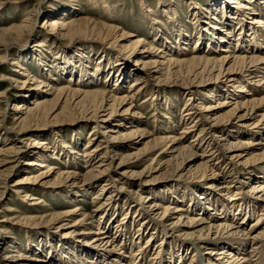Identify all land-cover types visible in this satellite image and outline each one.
Here are the masks:
<instances>
[{
	"label": "rangeland",
	"instance_id": "1",
	"mask_svg": "<svg viewBox=\"0 0 264 264\" xmlns=\"http://www.w3.org/2000/svg\"><path fill=\"white\" fill-rule=\"evenodd\" d=\"M70 1L71 0H0V33H2V30H7L8 28L11 29L17 26L20 28V34L13 42L14 44H10L9 46L11 50L10 55L5 59L4 63L0 65V75H5L3 79L7 78L6 81H0V92L4 91V94L6 92L5 99H0V148L8 149V147H20L16 159H10V161L8 162L4 161L6 160L4 155L0 154V219L7 218L4 217L3 215L5 214L2 213L3 209L6 208V206L12 207L15 211H21L20 213L22 214L24 211L26 212V209L28 207L32 208L27 204L31 201L26 202L27 205L23 203V193L15 194L14 185L17 180L21 181L20 185H24L27 188H33L36 191L34 192L36 197L43 201L40 206L37 205L39 209L36 210V215L41 214L44 217L46 215H51L58 212H66L75 208L80 209L74 213H71L65 219H62L58 222L45 221L29 225L15 224L10 227L9 231L11 233L10 235L8 234L7 239L2 233L4 232L3 229H6L7 226L5 224L1 225V223L0 230L2 232L0 233V245H2L5 250H0V264H5L6 262V260H1L2 255L5 253L10 254V251H12V248H10L8 246L9 244L7 243L8 240L11 239H14V241L19 244L21 250H19L21 252L20 254H23V256H29L33 254L28 249V242L26 241L27 236L31 237L32 244L36 249L42 244L48 245V243H46V239H48V237L52 238L51 243L53 245L50 246L51 250H49V252L53 253L52 258L54 264H66V260H62V251L63 248L68 246H61L60 243H58L56 237L70 240L75 245L84 244L85 247H92L94 241H96L97 243L101 242L98 240L99 236L87 234L89 230L93 229L92 226L94 227L93 232H99L100 230H95L97 228H105V230H107L108 232L113 233L116 223L121 222L120 220H123L124 217L125 220H128V224L126 226V231H128V240L126 242V249H124L121 256L122 258L123 256L128 257L124 264H133V253L129 254L130 247L128 245L136 243L138 245H142V248L147 246V248L151 251V254L155 249L154 244L151 245L150 243L152 242V240L149 239L151 232H149L148 230H144L142 232L138 231V233H136L138 225L134 219V212L135 210L141 211L140 207H143L145 211L149 212V207L146 208L148 196L151 197V202L153 201V197L155 203L157 201H162L159 203L157 202L158 204H160V208H165L168 206H173L175 208V206L179 205L180 208L186 210L188 215L198 219L201 218V215L199 214L200 212L197 210L194 211L195 208H192V206L190 205L192 204L191 200H189L191 190L195 189V193L198 196H202L205 198V195H207V193H204L203 195L202 191L203 189L206 190L205 187H207V183L212 184L213 182H215L217 184L215 186H219L226 180H231L230 176L233 175L231 177L236 178L233 185L235 186V188L240 187V190H238L237 192L240 193V195L238 194L237 198H240L241 196L252 198L250 190L252 184L256 183L254 178L260 175L261 169H264V158H261L259 160L256 159L253 162H250L244 169L241 163L244 162V160L247 158L241 159L240 161L231 160L227 159L226 154L223 155V157L221 156L219 158L217 157L219 154L217 153L218 151L215 152L216 149H212V152L214 151L212 157L216 160H213L212 162H209L207 164L209 167L205 169L206 177L204 178L199 177L193 173H187L185 171L174 172L173 175H169L168 177H166L168 178L167 180L162 178L160 175L155 174L152 176L154 178L147 177L146 173H144V169L149 163L151 157L156 156L155 159H157V157L160 156L157 159L160 162H164L169 159L168 151L158 145L145 151L143 154L145 155L144 160H142L141 162L133 163L136 166L130 164L131 162L120 163V156L122 154H132L138 150L140 151L146 144L150 145L151 141L156 140L159 137H165L164 139L174 137L180 139V142L183 141L182 143L187 144V142L197 140L204 135V133H200L201 125L192 127L190 121L187 122L181 118V115H183L182 109L184 108L187 98L190 97V94L187 92L188 90L186 88V85L182 83L179 77H175L172 74H170L169 79H167L164 76L165 73L163 72L157 75L151 74L148 78L145 79L142 86H145L146 89L144 88L145 90L141 92L137 100H128L127 98H124V102L117 108L116 114L108 116V110L102 113L107 116L102 117V119L107 120V122H100L102 119H97V124L99 123V126H101L102 128L108 127V129L116 131L123 130L124 126L130 127L131 125H138V127L144 131V136L142 138L135 137L136 139L134 138V140H127L125 138L110 140L111 145L115 146L116 150H118L117 154L113 155V151L110 152L108 150L101 149L97 152H93L94 157L92 156L93 159L90 163H87V161L84 158H81L79 155L78 160H72L71 158L72 162H75L73 164L72 170L79 177H70L69 180L65 181L64 183H57V181L55 180L56 171L66 167L68 160L71 162V160L68 159L69 154H66V156L64 155L62 157H60L59 155V157L62 159L59 162L49 160L51 168L54 169L47 174H41V169H38L37 167H30V164H28V162L31 160L32 154L37 151H41L40 148H46L45 146L39 147L35 145L34 143L36 142V140L47 139V142L49 144L48 148L56 147L57 145L61 148L64 145L68 147L67 150L71 149L72 151L74 150L73 148L76 144L75 147L77 148V155V153L79 152L80 154H83L82 152L86 150H93L96 144H100L99 148H101L104 137H112L115 135L111 132H105L107 134L104 135L101 134L103 129H99L96 125V122H91L89 120L90 116L80 112V110L78 109L73 108L72 105H69L67 110H62V105L53 107V109L49 111L44 120H40V122L36 124L32 123L26 130H23L19 133L16 131L17 129H11V127H15L13 124L17 121L16 119H18L19 117H25L23 113L27 111H24L26 106H28L30 109H34L36 107L35 105L32 106L33 104L30 100L34 97L33 94H36L37 98L50 101L51 104L57 93H55L54 90H66L64 89L65 86L71 87L70 89H68V91H72V88L78 87L81 89L80 91L99 90L100 92L105 93L106 96H111L110 94H113V92L111 91H113L114 89V79L109 83H107L106 81L96 82L92 86L85 85L86 87L84 85L74 86L75 83H70L69 78H66L67 76L61 77L57 75V77L59 76L58 81H49L47 75L49 71H51L49 70V66H51L50 64L52 61L61 57L60 53L72 52L68 55H64L63 57H72L71 60H75L76 57L73 56L75 54H79V52L76 50H79L81 48H89L91 50L93 49L92 54L95 55V58L104 55L108 57V60L110 62H113L116 66L118 65V63H120L124 67L132 69V71L137 74L145 71V68L141 65V63L143 60H148L147 57H151V60L156 61V64L159 63L160 70L163 71V69L167 67L168 58L161 59V56H163V52L158 53L157 51L159 50L169 51L167 52V54H172V57L182 60L184 58H190L191 55H197V57L205 56L208 59H215L223 56L221 55L222 52H220V49L224 47V44H222V47H218L219 43L216 45V43L220 40L214 39V41L210 42L212 44L211 46H213L210 49L206 46L207 40L210 39V36L215 38L220 36L219 30L221 29L226 30L232 28L231 31L228 30V33L231 32V34L227 35L229 37L228 39L230 43H232L230 44V49L233 51L237 50L239 47V43L245 41L247 36L249 37L251 33L255 32V35H257V39H260V37L258 38V36L264 35V26H262L260 30H257V28H255L257 25L254 24V20L259 18V16H251L252 18L250 20L249 18L247 19L246 14L243 17L244 20L242 21L244 24L245 33L242 32L241 34H239L238 30L240 26L238 24L230 23L235 22V20H232L229 14L227 15L228 18L225 20V18L223 17V13L217 11L219 3L224 0H193V3L196 4V7H199V9H201V19L198 23L199 25L194 24L193 13L191 12L194 5L190 0ZM259 1L260 7L258 12L261 13L264 12V0ZM189 3H192L193 6H189ZM240 3L244 4L245 1L240 0ZM166 4L172 5V12L169 7L167 8L169 13V16H167L166 14L167 17L163 13V7ZM212 6L217 12H214L215 10H211V12L208 13V11L206 10ZM49 15L51 16L50 19L58 17L57 15H65V20L67 22L72 21L74 23L80 22L82 17H86L85 21H90L92 26L96 25L97 28H95V31L93 32L77 31L66 38L63 36H59L58 34H53V32L49 30V25L45 24V20L49 19L47 18V16ZM210 16H216L217 20L210 21ZM168 17L172 20H170ZM102 25L116 26L118 30L114 35H107L102 33L99 34L98 30L101 31ZM216 26L219 30L215 29ZM22 30L23 32L21 33ZM211 32H214L215 34L212 35ZM129 36L131 37L128 38ZM44 38V43L46 44V46L41 49L37 48L39 41H42ZM178 38H180L181 41H178ZM231 38L232 40L238 38L239 39L237 42L233 43ZM250 38L251 36L249 37V39ZM3 39L4 37L0 35V47L2 46V43L4 41ZM134 39L142 40V51L139 53H136L134 49H131L129 46L131 40ZM195 40L198 41V43H195ZM246 41L247 42L243 43V45L245 44L244 46H250L248 48L255 46L254 41ZM184 42H186V44H182L180 46L181 49H186V51L180 50V46L178 45V43L181 44ZM156 49L159 50L156 51ZM263 53L264 49L261 51L262 56H264ZM19 54L22 56L20 57L21 63H23L24 68H26L27 70V73L30 74V76H35V78L37 77L36 79L38 80V82H43V85H40L38 88H33L34 84L31 83V79L29 77L26 78L22 76L23 70H20L19 68L17 69L15 68V66L13 67L11 65L12 62L16 59V56L18 57ZM224 55H229V53ZM38 58L42 59L41 61H43L44 64L46 63L45 66L42 67L38 65ZM93 63L94 62H92V65H89L90 67L88 70L91 71V73L96 77L99 73L93 70ZM76 66L78 68L75 67L74 69L78 74L83 67L79 64ZM108 68L109 63L102 65V71L105 72ZM149 69H151V67H149ZM260 69H264V65H262ZM15 70H17V72H14ZM149 72H151V70ZM260 72L262 73L260 76L263 77L264 70H260ZM51 73L55 75L54 72ZM151 73H153V71ZM115 77L116 76L114 74V78ZM137 77L139 76H136V78ZM133 80L134 77H131L128 83L132 82ZM220 80L222 79L217 78L216 80H214L216 81L214 83H216L217 88L222 86L221 83H219ZM9 82L10 86L12 87L6 89ZM45 84L54 86V90H49V87ZM231 85L233 86L232 83L228 84V86ZM124 87L125 88L121 89V92L118 93L119 95L117 96H120L118 98L127 95L126 91H128L129 89V84H126V86L124 85ZM195 87L200 88L201 86ZM254 88H256V90L253 89L254 91L252 90L251 94L253 92H257L258 90L264 93V82H261L258 87ZM197 93L198 92H194V102L193 100L190 102L192 103V107L190 108L195 109L196 105L199 108L201 105L200 103H202V105L206 107L209 105L214 106V113H217L219 110L223 109L218 107V101L214 100L212 102L207 99L205 100ZM240 96L245 99L246 95L241 94ZM259 96L262 97L264 95ZM227 98V96L222 98L220 97V100ZM248 98H250V96H248ZM217 99L219 98H216V100ZM21 100L25 108H23V110L21 111L11 110L12 104L18 103ZM200 110H202V112L205 111H203V109ZM262 110H264V104L262 106ZM129 121H134L135 124H127ZM253 122L254 121L249 119H244L241 121L236 118L229 117L227 120L217 123L216 125L225 126V129L232 133V137L230 138L236 139L238 137V134L233 132L241 130L242 127V129L246 131H250L248 129H253V134H256L251 136L253 142H255L257 139L264 141V125L261 126V128L259 127V125L252 126ZM239 123H242L246 128H243L242 125L241 127H239ZM117 124L119 125L117 126ZM120 125H122V127ZM227 126H231L232 128H227ZM187 128L188 130H186ZM214 132H218V130H215ZM89 137H92V139H90ZM209 137H211V133L207 134V139H209ZM29 138H31V141L29 140ZM88 138L91 140V144H88ZM184 138H186L187 140ZM125 145L128 146L126 148H119ZM211 148V146L207 148L206 146H203V143H201L200 148L196 149L195 152H197V154L199 155L201 154V152L205 151L204 156H207L212 153L210 151ZM46 151L48 156H52V149H46ZM249 151L251 155L260 154L264 151V147L260 145H252ZM224 157H226V159ZM100 160L106 161L104 162V166L102 168H99L98 165V162ZM154 161L157 162L156 160ZM92 166L94 167V170H92ZM84 177L88 178V180L92 183H95L97 186L96 188H104L103 194L106 196L108 195V192L116 191V193L118 194L117 198L119 202L122 204V201H125L128 205H130L128 214H126L125 208H123L122 210L121 206L123 204L119 205L118 209L112 208L110 212L106 211L109 215H106L107 213L103 214L104 210H96L98 209L97 207H99L103 202V199L98 198V200H96L94 199L95 191H87L85 184L81 183V180ZM249 178L251 181L249 180ZM135 183H140L145 190L138 191ZM172 187L176 188L170 190ZM181 187H185L188 190L185 192V196L187 197H182L183 189H181ZM70 191L77 193V197L71 198L68 194V192ZM152 191H154V193ZM149 193L151 195H149ZM169 193L171 194L169 195ZM171 195L175 197H178L179 195L177 199H180L183 202H181V204L175 202ZM211 195L212 196L209 197L213 198V200L211 201L209 198L210 201H203V207H207L209 203L212 206H216L217 208H219L221 206L219 201L221 199L220 195H215L216 197H213V194ZM128 199H130L131 202H127L126 200ZM191 210L192 213L194 211V214H191ZM234 210L236 209H233L231 217L236 218L238 217L236 216L238 211ZM257 211L258 212L256 215L246 221L245 224L247 228H250L252 225V220H254L257 215H260L259 210ZM80 212L85 213L86 217L84 219H86V221H81L83 217H81ZM158 212L160 213V211ZM32 214H34V212ZM153 217L154 216H152L151 218ZM163 222L162 224L164 225H158V227L156 228L157 230L155 231L157 233L153 234V237L157 239V244L160 243L159 238L168 241H175L178 245L182 244V242L185 241V237H183L182 233H180L178 230L173 229V223L176 222V219L170 218L164 220ZM97 225L99 226L97 227ZM263 225L264 222H262L261 226ZM257 229L258 228L254 230ZM139 233L141 234L140 236H142V239H139V237L138 239H136V236L139 235ZM250 233L254 232L252 231ZM177 237H180V239L177 240ZM43 239L45 240L43 241ZM93 239L97 240H94L92 242ZM186 241L189 244L188 246L190 247V249L194 250L192 251V253L195 252L198 256H201L203 254L204 248L202 249L201 247H199V245H201L202 243L199 242V236H197V234L190 235L189 237H187ZM191 244L193 247L190 246ZM6 246H8V248ZM164 248L165 252L162 255L164 261L175 260V264H180L182 260L183 262L181 264H188V262H191V251L189 252L191 253V255H188L184 258V256L180 255L181 253H178V251H176L177 246L175 247V245H168L166 243ZM77 249L78 248L74 249L75 254L80 253ZM173 252L175 253L173 254ZM42 253L44 255L47 254L45 251ZM12 254L18 255L19 253ZM175 254L177 257L175 256ZM71 259L73 261L72 264H80L78 263L80 260L79 257H74ZM149 260L150 259L148 256V258H146L145 261H143L141 264H150ZM98 262L96 264H102L101 261ZM210 262L212 264L216 263L213 259H211V257ZM8 264H15V262H8ZM202 264H207V262H202Z\"/></svg>",
	"mask_w": 264,
	"mask_h": 264
},
{
	"label": "bare ground",
	"instance_id": "2",
	"mask_svg": "<svg viewBox=\"0 0 264 264\" xmlns=\"http://www.w3.org/2000/svg\"><path fill=\"white\" fill-rule=\"evenodd\" d=\"M76 1V0H75ZM74 0H71L70 2H75ZM193 3V0H190ZM245 3L241 4L240 0H224L219 3L217 7L218 12L223 13V17L225 20L228 18L227 15L229 14L232 20H235V22H230L231 24H238L239 27V34L244 32V16L246 14L247 19L249 18L251 20V16H259L256 20H254V24L257 26V30L262 28L264 26V12L259 13V0H244ZM192 3H189V6L192 5ZM194 5V6H193ZM193 10L191 11L193 13V19L194 24L199 25V21L201 19V9L199 7H196V4L193 3ZM170 8L172 12V5L166 4L163 7V13L167 14L169 16L167 8ZM219 8V9H218ZM73 9V8H72ZM71 9V10H72ZM206 10V8H205ZM211 10H215L214 7H209L206 11L211 12ZM244 10V11H243ZM74 11V10H73ZM216 10L214 12H217ZM170 12V11H169ZM174 12V10H173ZM64 14V12H63ZM215 15V14H214ZM58 17H55L54 19H50L51 16H47L45 20V24L49 25V30L53 32V34H58L59 36L63 37H69L70 35L74 34L77 31H86V32H93L95 31V28H97L96 25L91 24L90 21H85L86 17H82L80 22L74 23L72 21L67 22L65 20V15H57ZM166 16V17H167ZM212 17V18H211ZM169 18V17H168ZM166 19V18H165ZM170 19V18H169ZM172 20V19H170ZM211 20H217L216 16H210ZM158 23V22H156ZM206 24V23H205ZM209 24V23H208ZM207 24V25H208ZM212 24V23H211ZM92 26V27H91ZM213 28V27H212ZM246 28V27H245ZM216 30H219L218 27H215ZM117 27L112 25H102L101 31H99V34H107V35H114L117 32ZM228 30H219V35L217 38L210 36V39L207 40L206 46L210 49L213 46L210 42L214 41V39H218L216 45L219 43L218 47H222L224 44V47L220 49V52H222L219 58H213L208 59L205 56L197 57V55H191L190 58L187 59H178L175 57H172L171 55L167 54L169 51H157L158 53H162L163 56H161V59L168 58L167 67L165 69L160 70L159 63L156 64V61H152L151 57H147L148 60H143L141 65L144 66L145 71L142 73H134L132 69H129L127 67H124L122 64L118 63L116 66L113 62H110L108 60V57L102 55L95 58V55H93L92 50L89 48H81L79 50H76L79 52V54H75L73 57H76L75 60H71L72 57H63L64 55H68L72 52H64L60 53L61 59H56L51 62V66H49V73L48 78L49 81H58V77H66L69 78L70 83H75L74 86L78 85H87L92 86L96 82H102L106 81L109 83L114 79V89L113 94H110L111 96H106L105 93L100 92L99 90L95 91H80L81 89L78 87L72 88V91H68L70 89V86H65L64 89H55L54 86H50L49 84H45L49 87V90L53 89L56 93V96L54 97V100L51 104L50 101H46L44 99L37 98L36 94H33V97L31 100L32 106H36L34 109H30L28 106L26 108L22 104V100L18 103L12 104L11 110H27L24 114V118L19 117L16 119L17 121L13 124L15 127H11V129L16 130L18 133L26 130L32 123L36 124L40 122V120H44L47 114L53 107L55 106H63L62 110H67L69 105H72L73 108L80 110V112L87 114L89 117V120L91 122H96V125L99 129H103L101 134H107L105 132H111L112 134H115L112 137H104L102 141V146L100 147V144H96L95 148L93 150H86L82 152L83 154L77 153L76 155V144L74 145V150L71 149L67 150V146H62L61 148L57 145L56 147L48 148V140L42 139V140H36L34 143L37 146H45L46 148H40L41 151H37L34 154H32L31 160L28 162L30 164V167H37L38 169H41V174H47L54 168H51L49 164V160L53 161H61L62 159L60 157L66 156V154H69V158L71 160H78V155L81 158H84L87 163H90L94 157L93 152H97L98 150H108L113 153V155L117 154L116 147L111 145L110 140L114 139H132L134 140L135 137L142 138L144 136V131L140 129L137 126L131 125L130 127L124 126L123 130L116 131L112 129H108V127L102 128L99 126L100 124H97V119L102 117H107L105 114H102L108 110V116L116 114L117 108L121 106V104L124 102V98H127L128 100H137V98L140 96L141 92L144 91L146 88L145 86H142L143 82L146 78H148L151 74L157 75L161 74L162 72L165 73V77L169 79L170 74L174 75L175 77H179L184 85H186L187 92L190 94V97L187 98L186 103L184 105V108L182 109V114L180 117L184 121H190V124H192V127L200 126L201 134L204 133V135L197 139L192 140L190 142H187V144H184L180 142L181 140L174 137H169V139L164 138H158L156 140H153L150 142V145L146 144L144 148H142L140 151H136L132 154H122L120 156V163H126L131 162L130 164H133L135 162H141L144 160V152L149 150L150 148H153L154 146H160L163 149H166L169 153L168 157L169 159L160 162L157 159L160 157H151L149 160V163L146 165L144 169V173H146L147 177H152L155 175H160L162 178L167 180L169 175H173L174 172L177 171H185L187 173H193L199 177H206L205 169L209 167L207 164L209 162H212L213 160H216L212 157L214 151L212 152V149H216L215 152L219 153L217 157H223V155H227V159L231 160H238L247 158L242 162V166L244 169L246 168L247 164L250 162H253L256 159L264 158V151L260 154H250V147L252 145H260L264 147V141L257 139L255 142L251 139L253 134V129H248L250 131H246L242 129L241 125L242 123H239V127H241V130L234 131L233 133H237L238 137L236 139L230 138L231 132L225 129V126H219L216 125L217 123L223 122L227 120L229 117L236 118L238 120H244L249 119L254 121L252 126L264 125V110H262V106L264 104V96L260 97L259 95H264L262 91L258 90L257 92H253L251 94V91L253 89L256 90L254 87H258L261 82H264V76L261 77L262 74L260 70V67L264 65V56H262L261 51L264 49V35L258 36L260 39H257L254 33H251V38L247 36L246 40H249L250 42H255V46L248 48L250 46H244L243 43L247 42L242 41L239 43V48L235 51L230 49V41L227 34H231V32L228 33ZM248 30V29H246ZM245 30V31H246ZM23 30L21 31V33ZM198 33V32H197ZM204 33V32H203ZM245 33V32H244ZM20 34V28L14 27L7 30H2V33H0L1 36L4 37V41L2 43V46L0 47V65L4 63L5 59L10 55V44H14L13 42L17 39L18 35ZM211 34H215L214 32H211ZM163 35V34H162ZM132 36V35H131ZM129 36L128 38H130ZM122 37V36H121ZM133 37V36H132ZM234 37V36H233ZM227 39V40H225ZM239 39V38H238ZM238 39L231 38L232 42H237ZM242 39V38H241ZM178 41H181L180 38L177 39ZM243 40V39H242ZM45 38L42 41H39V44L37 45V48L41 49L46 44L44 43ZM185 41V40H184ZM196 41V40H195ZM142 40L141 39H134L131 40L129 46L131 49H134L136 53H139L142 51ZM195 43H198L196 41ZM221 43V44H220ZM184 45L186 42L181 43L178 45ZM238 44V43H237ZM200 46V45H199ZM236 46V45H235ZM180 50L186 51L183 48L181 49V46L179 48ZM208 49V50H209ZM81 50V51H80ZM229 55H224L228 54ZM193 54V53H192ZM196 54V53H195ZM264 54V53H263ZM38 56V55H37ZM22 57L20 54L18 57L16 56V59L12 62V66L15 68H19L20 70H23L22 76L29 77L31 79V83L34 84L33 88H38L40 85H43V82H38V80L35 78V76H30V74L27 73L26 68H24L23 63H21ZM182 57V56H181ZM38 65L39 66H45L44 62L41 61L42 59L38 58ZM92 60V61H90ZM94 67V71L98 72V76H94L91 71H89V65H92ZM109 68L104 72L102 71V65L108 64ZM82 65L83 68H81V71L77 74L75 71L76 65ZM104 67V66H103ZM151 67V69H149ZM46 68V67H45ZM78 68V67H77ZM45 70V69H44ZM153 71V73L149 72ZM46 71V70H45ZM14 72H17L15 70ZM20 72V71H19ZM51 72H54L55 75H53ZM115 74V78H114ZM57 75H59L57 77ZM136 76H139L136 78ZM5 75H0V81H6V79H3ZM131 77H134V80L132 82L128 81L131 79ZM47 78V79H48ZM217 78L222 79L219 81L221 83V87L217 88L216 80ZM9 79V78H8ZM17 79V78H16ZM29 79V80H30ZM39 79V78H38ZM13 81V80H11ZM15 81V78H14ZM229 83H232L233 86H228ZM129 84V89L126 91L127 95L121 98H118L120 96L118 93L121 92V89L125 88L124 85ZM195 86H201L200 88H196ZM254 86V87H252ZM10 82L7 84L6 89L10 88ZM86 87V86H85ZM84 87V88H85ZM145 88V89H144ZM5 89V90H6ZM90 90V89H89ZM195 90V91H194ZM198 92L199 96H201L203 99H207L209 101H218V107L223 108L222 110H219L217 113H214L213 110H215L214 106H204L202 103H200V107L198 108L197 105L195 106V109H192V103H190L192 100L194 102V92ZM254 91V90H253ZM260 91V92H259ZM261 93V94H260ZM6 94V92H5ZM4 91L0 92V99H5ZM196 94V93H195ZM245 94V99H243L240 95ZM195 96V95H194ZM227 96V99L220 100V97ZM250 96V98H248ZM216 98H219L216 100ZM242 98V99H240ZM246 100V101H243ZM195 105V104H194ZM203 106V107H202ZM198 108V109H196ZM203 109L204 112H202ZM22 114V115H23ZM17 118V117H16ZM107 122V120L102 119L100 122ZM169 121V120H168ZM127 124H135L134 121H129ZM195 124V125H194ZM12 125V126H13ZM119 124H117L118 126ZM233 125V124H231ZM122 127V125H120ZM234 127V126H233ZM227 128H232L231 126H227ZM243 128H246L243 126ZM10 129V130H11ZM188 130V128L186 129ZM218 132H214V131ZM256 130V129H255ZM6 132V131H5ZM211 133V137L207 139V134ZM264 133V130H263ZM171 135V134H170ZM264 135V134H263ZM93 136V135H92ZM241 137V138H240ZM243 137V138H242ZM90 138V137H89ZM88 140V144H91L92 137ZM168 138V137H166ZM31 138H29L30 140ZM136 139V138H135ZM186 139V138H184ZM187 140V139H186ZM31 141V140H30ZM201 143H203V146L212 147L210 149L211 154L204 156L205 151L201 152V154H197L196 149L200 148ZM53 146V145H51ZM78 146V145H77ZM128 145H125L123 147L119 148H126ZM18 148H9L8 149H1L0 148V154H3L5 159L4 161L8 162L10 159H16ZM51 150V155L48 156L47 151ZM58 149V150H57ZM206 150V149H205ZM209 150V149H208ZM3 151V152H2ZM164 151V150H163ZM207 151V150H206ZM164 153V152H163ZM60 155V157H59ZM215 155V154H214ZM71 156V157H70ZM93 156V157H92ZM158 156V155H157ZM216 157V156H215ZM49 158V159H48ZM226 159V157H224ZM136 159V161H135ZM71 162L68 160V163L66 167L63 169L56 171V181L57 183H64L65 181H68L70 177H76L78 175L75 174V172L72 170L73 164L75 162ZM156 160L157 162H155ZM105 160H100L97 164L99 165V168H102L104 165ZM154 162V163H153ZM49 164V165H48ZM129 164V165H130ZM154 164V165H153ZM213 165V164H211ZM95 166V165H94ZM133 166H136L133 164ZM92 170H94V167H91ZM243 171V170H242ZM246 171V170H244ZM261 173L257 177H255L256 183H253L251 186L250 193L252 194V198H247L246 196H241L240 198H237V195L240 193H237L238 190H240V187L235 188L233 183L235 182L236 178H232L231 180H226L223 184L219 186L215 182L212 184L207 183L206 190L203 189L202 193H207L205 195V198L202 196H198L195 193V189L191 190L189 195V200H191L190 204L192 208L194 207V211H199L201 218H194L186 212L183 208H180L179 205L175 206V208L172 206H168L165 208H160L159 202L157 201L155 203L154 197L150 201L151 197L148 196L147 202H146V208L149 207V212L145 211L143 207H140L141 211L135 210V222H137L138 231H146L148 230L151 232L149 236V239L152 240L151 245L154 244V252L151 251L146 247L142 248V245H138L136 243H132L128 245L130 248V253H133L132 256V262L133 264H141L143 261H145L146 258L149 256V263L150 264H175V260L170 261H164L163 259V253L165 252L164 246L166 243L169 245H175L177 246L176 251L178 253H181V256H184V258L188 255H191L193 249H190L187 243V237H189L192 234H197L199 236V242L202 243L199 245L202 249L204 248V252L201 256H198L195 252L192 253V259L191 262H188V264H202V262H207V264H212L210 262V257L213 259L216 263L214 264H264V225L261 226L262 222H264V169L260 170ZM158 173V174H157ZM220 176V175H219ZM79 177V176H78ZM250 180V178H249ZM251 181V180H250ZM21 181L17 180L14 185V192L15 194H22L23 193V203L26 204V202L31 201L30 203H27L28 206H31L32 208H27L26 212L24 211L23 214L20 213L21 211H15L12 207L6 206V208L3 209V215L4 219H0V224H5L7 226L6 229H3L4 232L0 230V233L2 232L5 236V238H8V234L10 235V227L17 224H35L40 222H58L62 219H65L67 216H69L71 213H74L80 209L75 208L73 210H69L66 212H58L53 213L51 215H46L43 217V215L39 214L36 215V210L39 209L37 205L40 206L43 201L36 197L34 192H36L33 188H27L24 185H20ZM81 183L85 184V187L87 188V191H95L94 199L98 200V198H102L103 202L100 204L98 209L103 211L104 213H107L106 215H109L108 212L112 208L118 209L119 205H122L121 208H125L126 214H128L130 205H128L125 201H122V204L118 200V194L116 191L108 192L107 196L104 195V188H96V184L92 183L88 180V178L84 177L81 180ZM137 190L144 191L145 189L141 186L140 183H135ZM205 185V186H206ZM172 187L170 190H173ZM168 189V190H169ZM183 189V196H185V192L188 191L185 187H181ZM213 189V192H212ZM26 190V191H25ZM211 190V192H210ZM215 190V191H214ZM148 191V190H146ZM150 191V190H149ZM106 192V191H105ZM154 193V191H152ZM170 192V191H169ZM181 193V192H180ZM69 196L71 198L77 197V193L75 192H68ZM161 194V193H160ZM171 193H169L170 195ZM178 194V193H177ZM199 194V193H198ZM216 197L215 195H220V207L217 208L216 206H212L208 203L207 207H203L204 204L203 201H212L213 198H210L209 196ZM149 195H151L149 193ZM202 195V194H201ZM68 196V197H69ZM156 196V194H155ZM173 197V200L175 202L180 203L183 202L180 199H177L179 197ZM219 197V196H218ZM210 198V200H209ZM101 199V200H102ZM140 199V196H139ZM184 199V198H183ZM215 199V198H214ZM81 200V199H80ZM185 200V199H184ZM217 200V199H216ZM127 202H131L130 199L126 200ZM215 202V201H214ZM218 202V201H217ZM151 203V204H150ZM153 203V204H152ZM206 203V202H205ZM26 204V205H27ZM214 204V203H213ZM182 206V205H181ZM164 207V206H162ZM152 208V209H150ZM23 209V208H22ZM203 209V210H202ZM233 209H236L238 213L236 214V218L231 217V213L233 212ZM234 210V211H236ZM257 210H259L260 215L256 216L254 220H252V225L250 228L246 227V221L249 220L251 217L257 214ZM108 211V212H106ZM157 211V213H156ZM160 211V213L158 212ZM194 211L192 213V210L190 211L191 214H194ZM34 212V214L32 213ZM155 212V214H154ZM202 212V213H201ZM1 213V211H0ZM15 213V214H13ZM81 213V212H80ZM10 214V215H9ZM81 221H86L84 219L85 213L80 214ZM102 215V214H101ZM156 215V216H155ZM234 215V214H232ZM9 216V217H8ZM154 216L153 218H151ZM157 217V218H156ZM241 217V218H240ZM263 217V218H262ZM1 218V217H0ZM94 218V217H92ZM102 218V216H101ZM105 218V217H104ZM156 218V219H155ZM176 219V222L173 223V229L178 230L180 233H182L183 237H185V241L182 242V244H177L175 241H168L163 240L159 238L160 243L157 244V239L153 237V234H156L155 232L158 227V225L162 224L164 220L167 219ZM239 218V219H238ZM106 219V218H105ZM137 219V220H136ZM163 220V221H162ZM240 220V221H239ZM121 222L116 223L114 227V232L110 233L105 228H97L99 225H97V229L100 230L99 232H93V229L89 230L87 233L88 235H95L99 236V243H97L93 239V245L92 247H85V245L80 244H73L72 241L67 239H61L60 237H56L58 243H60L61 246H68L63 248L62 251V260H66V264H72V259L74 257H79L80 264H96L98 261H101L102 264H124L126 262V259L128 257L122 258V254L124 249H126V242L128 237V231H126V226L128 224V220H125V217L123 220H120ZM134 223V222H133ZM164 223V222H163ZM0 225V226H1ZM164 225V224H162ZM3 227V226H2ZM258 228L257 230H254ZM254 233H250V232ZM124 232V233H122ZM141 234L136 236V239H139L142 237ZM181 235V236H182ZM32 236V235H31ZM41 236V235H40ZM11 238V237H10ZM142 239V238H141ZM148 239V240H149ZM180 239V237H177V240ZM45 239H43L44 241ZM54 240V239H53ZM174 240V239H173ZM26 241L28 242V249L30 250L31 255L29 256H23V254H20V246L17 242L12 240H8V246L12 248L10 251V254L5 253L2 255L1 260H6L5 264H8V262H15V264H54L53 261V253L49 252L51 250L50 246L53 244L52 238L46 239V243L48 245L42 244L37 249L34 248L32 244V240L30 236L26 237ZM154 241V243H153ZM3 242V241H2ZM149 242V241H148ZM6 243V244H7ZM2 244V243H1ZM79 245V246H78ZM150 245V246H151ZM8 246H6L8 248ZM60 246V247H61ZM144 246V245H143ZM149 246V245H148ZM191 247L192 244L190 245ZM125 247V248H124ZM23 248V247H21ZM78 248L79 254H75L74 249ZM174 248V247H173ZM53 249V248H52ZM0 250H5V248L0 245ZM20 250V251H19ZM28 250V251H29ZM65 250V251H64ZM46 252L47 254L44 255L42 252ZM61 251V250H60ZM116 251V253H115ZM191 251V253H189ZM77 252V251H76ZM106 252V253H104ZM12 253H19L18 255H13ZM175 252H173L174 254ZM111 254V256H110ZM113 255V256H112ZM121 256V257H120ZM176 256V254H175ZM197 256V257H196ZM112 257V258H111ZM177 257V256H176ZM125 258V259H124ZM131 258V256H130ZM197 258V259H196ZM166 259V258H165ZM170 259V258H169ZM183 260L181 261V263ZM99 263V262H98ZM180 263V264H181Z\"/></svg>",
	"mask_w": 264,
	"mask_h": 264
}]
</instances>
